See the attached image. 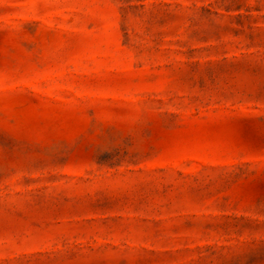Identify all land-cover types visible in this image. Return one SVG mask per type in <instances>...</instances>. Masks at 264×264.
<instances>
[{
  "label": "rangeland",
  "instance_id": "374dc122",
  "mask_svg": "<svg viewBox=\"0 0 264 264\" xmlns=\"http://www.w3.org/2000/svg\"><path fill=\"white\" fill-rule=\"evenodd\" d=\"M0 264H264V0H0Z\"/></svg>",
  "mask_w": 264,
  "mask_h": 264
}]
</instances>
